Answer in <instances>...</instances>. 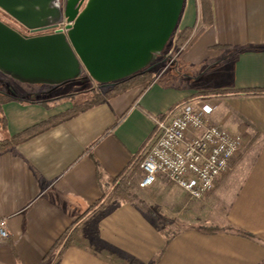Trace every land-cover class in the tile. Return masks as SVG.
<instances>
[{
	"label": "crops",
	"instance_id": "1",
	"mask_svg": "<svg viewBox=\"0 0 264 264\" xmlns=\"http://www.w3.org/2000/svg\"><path fill=\"white\" fill-rule=\"evenodd\" d=\"M208 4L209 14L203 16L197 0L184 1L178 30L192 28V34L183 47L170 44L165 61L171 65L162 79L107 98L0 151V220L8 229L0 264H48L53 245L84 216L86 242L66 248L55 264H152L154 259L155 264H264V95L195 96L264 89V0ZM0 19L5 21L1 12ZM190 70L198 78L212 70L216 86L189 84ZM9 79L0 73V85L16 87L6 83ZM23 93L28 98L0 92V140L86 101ZM189 101L211 104V122L225 130L246 126L233 169L202 200H189L162 176L139 188L143 173L139 166L130 170L155 133L153 119H164ZM127 172L129 196L87 214ZM185 224L189 228L163 232Z\"/></svg>",
	"mask_w": 264,
	"mask_h": 264
},
{
	"label": "water",
	"instance_id": "2",
	"mask_svg": "<svg viewBox=\"0 0 264 264\" xmlns=\"http://www.w3.org/2000/svg\"><path fill=\"white\" fill-rule=\"evenodd\" d=\"M185 0H0V73L54 86L85 72L96 85L129 78L162 54ZM71 23L66 32L28 36Z\"/></svg>",
	"mask_w": 264,
	"mask_h": 264
},
{
	"label": "built area",
	"instance_id": "3",
	"mask_svg": "<svg viewBox=\"0 0 264 264\" xmlns=\"http://www.w3.org/2000/svg\"><path fill=\"white\" fill-rule=\"evenodd\" d=\"M71 23L57 25L65 33ZM213 107L205 101L180 104L164 119L154 118L155 133L140 162L141 189L151 187L162 176L182 189L189 200H202L232 168L243 146L246 126L228 131L211 122ZM8 238L7 224L0 220V243Z\"/></svg>",
	"mask_w": 264,
	"mask_h": 264
},
{
	"label": "trees",
	"instance_id": "4",
	"mask_svg": "<svg viewBox=\"0 0 264 264\" xmlns=\"http://www.w3.org/2000/svg\"><path fill=\"white\" fill-rule=\"evenodd\" d=\"M199 11L202 13L203 16H206L209 14V4L208 0H197ZM192 34V28H184L181 30H178V25L173 32L169 42L167 43V46L171 44L172 42L177 47H183V45L189 40L190 36ZM165 47L163 51V55L166 49L168 47ZM166 55V54H165ZM164 55V56H165ZM151 67H148L134 75H132L129 78L123 79L121 81L107 84V85H98L100 88L103 89V93H97L93 90H90L92 92V96L89 100H86L85 102L81 104L75 103L73 106V109L71 111H68L66 114L53 118L47 122L41 123L31 129H28L27 131H24L23 133L16 135L12 137L11 139L7 140H0V151H3L6 149L9 145L20 142L34 133H37L46 127L52 125L53 123L57 122L60 119H64L70 116H73L81 111H84L94 105H97L99 103H102L105 99L116 96L118 94H121L125 92L128 89H131L133 87H139V86H149L153 81L154 78L152 76ZM73 82V81H72ZM44 93H41L43 95ZM264 95V89H231V90H213V91H202L196 93V98H219V97H228V96H259ZM68 98L74 99L75 94L68 95ZM1 98V97H0ZM1 100V99H0ZM173 110L171 108L168 113H170ZM118 123H115L111 129H113ZM0 128H3V118L0 116ZM141 157L137 159V161L134 163V165L131 167L130 171H134L135 168H137L140 165ZM128 175V172L111 182L110 186L111 188L106 191V193L103 195L102 199L95 204L93 207L89 209L88 213H94L96 211H102L105 210L110 204L113 203V201L119 199L122 196H129V193L127 192V187L125 185V177ZM85 217V216H84ZM84 217H81L78 219L74 224H72L56 241V243L53 245L51 251L48 253L47 261L48 264H55L62 254V252L71 246L74 243H80L84 245L86 242L82 230V220ZM210 231V230H208ZM166 238V242H168L169 238ZM101 252V251H100ZM104 255H108L107 252H101ZM110 257V255H108ZM114 258L113 256H111ZM115 259V258H114ZM156 259L153 260L152 264H155Z\"/></svg>",
	"mask_w": 264,
	"mask_h": 264
},
{
	"label": "rangeland",
	"instance_id": "5",
	"mask_svg": "<svg viewBox=\"0 0 264 264\" xmlns=\"http://www.w3.org/2000/svg\"><path fill=\"white\" fill-rule=\"evenodd\" d=\"M169 46H170V44L167 47L169 48ZM168 48L166 50H168ZM165 54H167V51H165L164 55ZM164 55L162 52V54L151 65L152 66L151 67L152 76L154 79H156V78L162 79L164 77L163 76L164 73L167 72V69H168L167 66L171 65L170 63H167V61H165ZM210 71H212V70H207V72L210 74H207L206 76H203L200 78L197 77L198 74L194 70L193 71H191V70L186 71L187 74H189V76H190L188 78V83L197 87V88L215 87L217 83L213 80V77H215L213 75L214 72H210ZM211 73H212V75H211ZM184 80H186V79H184ZM7 82L10 84L16 85V87L14 86V88L8 89L7 87L0 85V92L6 93L7 95L15 96V97L20 96V97L28 98V95H25L26 93L25 94L23 93L26 89H28V90H30V92H33V93L37 92V94H41L43 92L44 94L42 96L44 99L53 98V97H56L57 95L75 94L74 99L76 101L83 102L84 100H89L91 98L92 92H90V90H93L94 92H97V93H103V89L100 88L98 85H96L85 72L82 73L79 80L62 84L55 91H51L50 87L45 86V85L21 84V83L13 81L11 79L6 80V83ZM40 97H41V95H38V96H35L32 98L33 99H39ZM58 100L59 99H57L56 101H58ZM62 100H63V98H62ZM242 148H243V146H242ZM242 148H241L240 152L243 150ZM240 152L233 159L231 170L233 169L235 160L240 155ZM210 224L211 223H198V227H200V226L201 227H210L211 226ZM186 228H189V225L185 224V225H179V226H171L170 228L168 226L167 228L163 229V232L170 235V234H173V232H175V231L184 230Z\"/></svg>",
	"mask_w": 264,
	"mask_h": 264
},
{
	"label": "flooded vegetation",
	"instance_id": "6",
	"mask_svg": "<svg viewBox=\"0 0 264 264\" xmlns=\"http://www.w3.org/2000/svg\"><path fill=\"white\" fill-rule=\"evenodd\" d=\"M58 27H51V28H47V29H41L38 31H34V32H28L25 30H21V33L24 35H28V36H35V35H41V34H49V33H53L54 31H58ZM61 85L54 87V86H49L51 91H55L57 90Z\"/></svg>",
	"mask_w": 264,
	"mask_h": 264
}]
</instances>
